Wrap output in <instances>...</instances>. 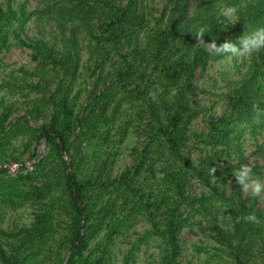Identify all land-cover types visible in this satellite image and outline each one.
<instances>
[{
  "label": "trees",
  "instance_id": "16d2710c",
  "mask_svg": "<svg viewBox=\"0 0 264 264\" xmlns=\"http://www.w3.org/2000/svg\"><path fill=\"white\" fill-rule=\"evenodd\" d=\"M49 2L36 13L16 7L18 0L0 4V51L12 38L32 49L36 68L26 74L42 93L30 115L14 121L0 101V165L21 163L14 140L27 139V148L45 140L48 149L33 170L22 163L17 175L0 169V202L35 208L29 226L7 232L0 225V264H110L115 239L140 220L150 229L124 264L150 240L159 242V264H182L181 232L199 215L209 218L219 258L264 264V209L244 196L233 175L246 163L245 134L264 132V49L243 57L246 72L225 97L227 113L210 117L206 131L192 129L205 112L196 74L229 55H209L197 46V31L206 28L205 42L239 46L242 36L264 28V0H165L154 25L143 0ZM229 7L237 9L234 23L223 12ZM34 15L56 19L61 46L22 38ZM82 36L92 45L94 68L87 103L77 112ZM7 86L0 84V93ZM122 115L130 118L115 130ZM30 117L45 121L35 126ZM130 134L141 140L131 150L133 165L114 176ZM193 181L205 192L192 194ZM253 213L258 222L244 219ZM63 215L68 226L60 233Z\"/></svg>",
  "mask_w": 264,
  "mask_h": 264
},
{
  "label": "rangeland",
  "instance_id": "374dc122",
  "mask_svg": "<svg viewBox=\"0 0 264 264\" xmlns=\"http://www.w3.org/2000/svg\"><path fill=\"white\" fill-rule=\"evenodd\" d=\"M7 0H0V4H5ZM193 2V0H192ZM49 0H18L16 7L20 8L25 4L28 13L38 12L46 9L49 5ZM165 0H143V10L147 14V18L154 25L160 17L165 6ZM223 12L225 13V10ZM227 19L234 23L236 22V14L232 16L226 15ZM66 31V29H65ZM62 30L55 18L48 15H34L32 20L25 28L23 39L26 42H32L38 39L45 40L51 44L60 45L62 39ZM82 49V68L79 79L76 83V92L80 91L78 107L76 111H80L87 103L88 93L92 90L90 75L94 68V60L92 58V45L84 38L80 39ZM32 49L18 44L14 38L11 39L9 48L0 51V84L7 85V88L0 93V101L9 107L14 121L21 116H29L30 111L34 108V103L41 96V92L33 91L32 84L36 78H31L26 72H33L36 68V63L32 60ZM246 67L243 57L227 55L218 62H211L207 71L202 75L197 72V80L202 89L199 95V102L203 105L205 112L197 118L192 126L196 132L206 131L208 128L207 122L210 117H221L228 111L225 97L233 84L240 80L245 75ZM44 117V116H43ZM41 120L30 117L33 125H41L45 119ZM130 117L122 115V120L117 123L115 130L123 126ZM123 123V124H121ZM141 140L136 136L131 135L126 138L121 147L119 154L115 158V166L113 175L118 176L127 167L133 165L131 150L138 147ZM243 154L246 159L245 165L251 169L255 168L258 174L253 177L259 178L264 183V132L257 137L250 133H246L243 140ZM27 139H17L13 141V152L16 157H19L21 163L28 170H33V164L38 162L41 157L48 153L45 140L37 146L32 144L27 148ZM262 148L259 149V146ZM35 148H38L39 154L34 157ZM199 157L197 152L192 153V158ZM66 160H70L69 156H65ZM21 163H15L11 160L5 165H0V169L6 168L10 175H17L22 172ZM152 184H154L152 182ZM204 189L197 181H193L191 193L201 195ZM208 192V191H206ZM230 190H228V194ZM244 196L254 198L258 202L260 208L264 209V192L260 196L254 197L250 192L243 190ZM35 208L26 204L23 206L5 205L0 202V225L7 231H13L23 226H29L33 222ZM222 221L225 215H220ZM225 223V222H224ZM68 226V217L63 215L60 217V233L64 232ZM150 226L147 222L140 220L134 228L125 236L115 239V243L110 247L111 262L110 264H124L132 251L134 242L138 237L147 231ZM213 232L210 229L209 218L205 215H199L191 221V225L183 230L180 235V242L183 248L181 257L182 264H231V260H223L217 256V247L219 245L213 238ZM94 243V242H93ZM64 255L70 257L69 251L66 249ZM226 258V257H225ZM66 259V261H67ZM161 259V250L159 242L150 240L143 244L138 251H135V256L132 264H159ZM228 259V258H227ZM259 264V263H258Z\"/></svg>",
  "mask_w": 264,
  "mask_h": 264
},
{
  "label": "clouds",
  "instance_id": "9594fccd",
  "mask_svg": "<svg viewBox=\"0 0 264 264\" xmlns=\"http://www.w3.org/2000/svg\"><path fill=\"white\" fill-rule=\"evenodd\" d=\"M237 11L234 7H229L225 10V15L232 16ZM206 28L201 27L196 34L197 46L202 47L209 55H223L231 54L237 57H248L254 53L264 49V28H258L251 33L245 34L239 40V46L232 42L225 41L222 44H217L216 40H212L210 43L205 42L203 39L205 36ZM211 174H214L216 169L212 168ZM238 184L247 192H250L254 197H258L264 192V183L259 178H255L252 175V170L248 165H242L240 169L233 172ZM246 221L258 222L255 214H249L244 217Z\"/></svg>",
  "mask_w": 264,
  "mask_h": 264
},
{
  "label": "water",
  "instance_id": "95a60500",
  "mask_svg": "<svg viewBox=\"0 0 264 264\" xmlns=\"http://www.w3.org/2000/svg\"><path fill=\"white\" fill-rule=\"evenodd\" d=\"M69 260H70V257L67 259V263L69 262Z\"/></svg>",
  "mask_w": 264,
  "mask_h": 264
}]
</instances>
